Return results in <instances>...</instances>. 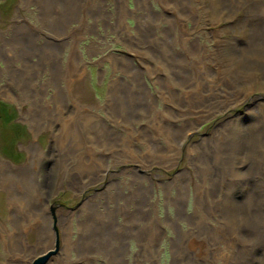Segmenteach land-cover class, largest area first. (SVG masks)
Instances as JSON below:
<instances>
[{
	"label": "rangeland",
	"instance_id": "rangeland-1",
	"mask_svg": "<svg viewBox=\"0 0 264 264\" xmlns=\"http://www.w3.org/2000/svg\"><path fill=\"white\" fill-rule=\"evenodd\" d=\"M245 24L264 26V0H0V264H264L261 237L228 236L208 259L211 232L188 219L202 218L205 165L216 187L234 180L240 153H217L230 135L243 147L236 124L257 135L264 94L242 102L203 72ZM14 187L39 215L16 209Z\"/></svg>",
	"mask_w": 264,
	"mask_h": 264
},
{
	"label": "clouds",
	"instance_id": "clouds-1",
	"mask_svg": "<svg viewBox=\"0 0 264 264\" xmlns=\"http://www.w3.org/2000/svg\"><path fill=\"white\" fill-rule=\"evenodd\" d=\"M237 39L244 40L246 46L237 48ZM218 43L220 50L214 70L203 69L206 79L222 83L235 99L242 102H247L257 93L264 94V26L250 28L245 24L237 30L226 29ZM249 114L258 117L259 121L252 127L264 125V108L258 107ZM236 126L240 129L245 146V150L240 153L245 163H264V139L258 141L250 138L246 135L247 129ZM248 177L245 172L239 173L240 180ZM252 200V195L242 204L226 199L218 222L221 230L228 233L241 248H249L258 243L255 227L264 222L254 215Z\"/></svg>",
	"mask_w": 264,
	"mask_h": 264
},
{
	"label": "bare ground",
	"instance_id": "bare-ground-1",
	"mask_svg": "<svg viewBox=\"0 0 264 264\" xmlns=\"http://www.w3.org/2000/svg\"><path fill=\"white\" fill-rule=\"evenodd\" d=\"M163 4V3H162ZM84 7V6H83ZM126 59V58H125ZM127 61H129V62H133V60L131 59V58H128L127 59ZM123 65H125L124 63H122ZM70 67H71V64L69 65ZM74 70V69H73ZM128 72V71H127ZM69 74H71V73H69ZM215 107L216 108H223V106L222 105H215ZM259 121L258 120H256L255 121V124H257ZM253 128V127H252ZM251 128V129H252ZM254 130H256V132H257V135H256V138H254V136L252 135V131H250V128H248V130H247V132L246 133H248V135H249V137L251 138H253V139H256V140H261V139H264V125H262V126H260V127H255L254 126ZM250 131V132H249ZM228 132V130H225V131H223V133H221V134H224L225 135V133H227ZM233 136H236L235 134L233 135ZM236 137H238V136H236ZM232 138V136L230 135V136H228V137H226L225 138V143L223 144V146L220 148V153H217L218 154V156L219 157H221L222 155H224V156H229V154H228V152L230 153V149L232 150V153L234 152V154H235V152H236V154H235V156L234 157H238L237 156V154H239V153H242L244 150H245V147H244V145H243V147H241L240 148V146H239V148H235L234 150H233V147H230L228 144H230V139ZM146 140V139H145ZM146 142L148 143V148H149V146H153L154 147V145H152L151 143H152V141H151V139L148 137L147 138V140H146ZM227 146L229 147V150L227 149ZM181 149V145H179L178 146V150H180ZM194 153V152H193ZM233 156V155H232ZM239 156L241 157V155L239 154ZM239 158V157H238ZM237 158V159H238ZM191 159V158H190ZM192 160V159H191ZM229 160H230V162L229 161H227V159H226V164H228V166H227V170H231L230 171V175L232 176L233 175V177H234V180L231 182H228L230 179H228V178H222L220 181L221 182H219V183H221L220 185H222V187H216L217 185L216 184H214L213 183V181H214V179L212 180V178H215V180H216V175H215V173H214V171L215 170H213V169H210L211 167H208V166H206L205 165V168H204V170H206L207 172L209 171V173H211L210 175H209V177H208V180L209 181H211V183H212V185H209L210 187H207L206 185H205V183H203L202 185H201V187H196V193H195V196L197 197V200H198V202H199V194H201V193H203L202 195H203V199H204V201H202V202H200L199 203V208L200 209H202L203 211H202V218H199V217H196V218H193V217H190V216H188V219H189V221L190 222H192V223H195V222H198L199 223V225H200V227L201 228H199V227H197V229H201L200 231H202L203 233H207V232H211V238H210V241H209V248H204V249H202V250H204V252H202V255L203 256H207V258L209 259L210 257H211V254L213 255V252L214 251H212L211 249H213V247H215V246H218V244L217 243H219V242H224L225 240H226V245H225V249H228L229 248V245H230V241H228V238L230 237L229 236V234L228 233H226V232H224V231H222L221 230V228H220V232H217L215 229H213V227L212 226H210L211 224H208V222H205V218H208L210 215H211V213H215L214 211L215 210H218L219 211V213H218V219H220V217H221V215L223 214V204L221 205V204H219V203H217V202H214V203H210L209 202V200H208V198L207 197H209V196H214V197H217L218 195H217V193L218 194H221L222 196H223V194L224 193H226L227 194V192H229V193H231L234 197L232 198V203H235V204H242L247 198H248V196L249 195H252V197H253V200H252V206H253V213H254V215H256V216H258L260 219H261V221H264V163H260V164H246L245 163V161H244V159H238L237 160V162H234V161H232L233 159H232V157H230L229 158ZM193 161H195V159H193ZM220 161V160H219ZM232 161V162H231ZM206 163V162H205ZM209 162H208V160H207V165H209L208 164ZM211 164V163H210ZM209 169V170H208ZM201 171V170H200ZM241 172H245V173H247L248 175H249V177L247 178V179H245V180H238V181H240V182H237L236 181V179L237 178H239V173H241ZM203 173H205L204 171H202L201 172V177H202V180H203V182H205V180H206V178L204 177V175H203ZM228 173V172H227ZM223 175V174H222ZM19 177V176H18ZM142 177V176H141ZM25 179V178H24ZM23 179V180H24ZM142 179H144V180H147L146 178H144V177H142ZM142 179H141V181H142ZM223 180V181H222ZM140 181V183H139V186L140 187H142L143 185H142V182ZM9 182V181H8ZM28 182V181H27ZM23 183L24 184H26V182H24L23 181ZM239 183V184H238ZM23 184V185H24ZM223 186H226V189L225 190H222V188H223ZM243 186H245L246 188H243ZM10 187H12V185H9V186H6V189L7 190H9V188ZM242 187V188H241ZM236 190H238V191H240V192H243V194H245L246 196H244L245 197V200H244V198L242 199V201H234L235 200V196H237V195H239V194H237V192H236ZM11 194V195H10ZM26 194V193H25ZM9 195L10 196H12V199L13 200H11V202L13 201V203H15V207H16V209L20 212V213H22V214H28V215H30L31 214V212H35L36 213V215H39V211H37L36 210V208H34V206H32V203L31 202H28V200L26 199V198H24V196H22L19 192H17L16 191V188L14 187L13 189H12V191H10V193H9ZM241 196V195H240ZM11 198V197H10ZM210 198V197H209ZM26 200V201H25ZM217 207V208H216ZM198 208V209H199ZM41 210H43V209H41ZM46 212V211H45ZM42 213L41 214V216H46V215H44V214H46V213ZM33 214V213H32ZM35 215V214H34ZM36 215L34 216V220H35V218H36V220H37V217H36ZM213 215H216V214H213ZM24 217L25 218H27L28 216H25L24 215ZM213 217V216H212ZM29 218V217H28ZM32 218V217H31ZM204 219V220H203ZM217 219V218H216ZM15 220V219H14ZM23 220H26V219H23ZM44 220V219H43ZM210 220V219H209ZM38 221H39V219H38ZM47 222V221H46ZM50 222V221H49ZM14 224H16V225H14ZM14 224H13V226H17V231H19L20 232V230L19 229H21V228H19L18 229V224H22V223H20V219H19V222L18 221H14ZM174 225V224H173ZM264 222H262L261 224H259V225H257L256 227H255V234H256V236H257V238H260L261 237V239H260V242L259 243H262L263 241H264ZM49 227V226H48ZM14 231H16V230H14ZM16 231V232H17ZM51 232V231H50ZM49 234V233H48ZM219 234H221V238H223L224 240H220L221 238H220V235ZM223 234H224V236H223ZM223 236V237H222ZM229 236V237H228ZM47 238V237H46ZM22 239H23V243H24V236L21 234V233H18L17 235H16V240H14V243H15V245H21V243H22ZM42 239V238H41ZM203 239V238H202ZM231 239V238H230ZM259 240V239H258ZM47 241H48V239H47ZM262 241V242H261ZM40 243V242H39ZM203 243V242H202ZM205 244V243H204ZM204 244H203V246H204ZM233 244V243H232ZM18 245V246H19ZM40 245H42V243H40L39 244V248H40ZM56 246H55V250H57L58 249V240H57V242H56V244H55ZM45 246V245H44ZM231 246V245H230ZM21 248V252L22 253H25V251H28V250H30L29 248H24L23 246L22 247H20ZM32 250V249H31ZM17 252H20L19 250H17ZM252 252H258L255 248H253L252 250H251V253ZM176 253H178V251L177 250H174L173 249V255L174 256H176ZM257 254V253H256ZM152 256V255H151ZM224 256V255H223ZM227 255H225V257H226ZM236 256H238V255H236ZM21 257V256H20ZM178 257V256H177ZM204 257V258H205ZM49 258L50 257H48V260H49ZM178 258H180V257H178ZM233 258V257H232ZM222 259V258H221ZM226 259V258H225ZM189 260V259H188ZM230 260V259H229ZM181 261V260H180ZM221 261V260H220ZM223 261V260H222ZM231 261V260H230ZM229 261V262H230ZM242 261H244L243 260V258H242ZM154 262V261H153Z\"/></svg>",
	"mask_w": 264,
	"mask_h": 264
},
{
	"label": "water",
	"instance_id": "water-1",
	"mask_svg": "<svg viewBox=\"0 0 264 264\" xmlns=\"http://www.w3.org/2000/svg\"><path fill=\"white\" fill-rule=\"evenodd\" d=\"M49 256H50V254L45 258H41V259L35 261L33 264H44L46 262V260H48Z\"/></svg>",
	"mask_w": 264,
	"mask_h": 264
}]
</instances>
